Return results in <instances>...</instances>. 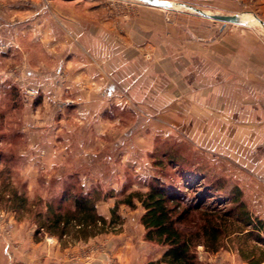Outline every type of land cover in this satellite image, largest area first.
Instances as JSON below:
<instances>
[{
    "label": "rangeland",
    "instance_id": "374dc122",
    "mask_svg": "<svg viewBox=\"0 0 264 264\" xmlns=\"http://www.w3.org/2000/svg\"><path fill=\"white\" fill-rule=\"evenodd\" d=\"M58 3L77 10L96 7L118 27L124 23L133 28L144 21H155L154 16L143 17L142 12L149 7L139 0H64L57 2V6ZM217 4L210 2V7L206 3H200V7L193 6L211 14H242L243 18L250 20L244 26L256 30L264 39V14L260 13L255 0L237 3L234 0L228 1V9L221 11L215 10L214 5ZM2 8L0 3V29L6 28L9 31L12 26H21L26 22L19 14L10 19L5 18L1 14ZM45 8L51 11V26L67 28L64 35L68 41L61 43L62 49L73 51L75 47L79 48L81 45L76 34L68 29L74 20L56 13L58 9L54 3L46 2ZM165 12L163 18L169 25L178 26L184 22L183 25L187 26L180 32L181 36L191 35L199 40L214 41L222 36L228 25L235 28L234 24L224 25L198 18V14L180 6ZM207 27L211 31L208 36L210 39L198 35L206 32ZM192 28L196 30L195 36ZM53 34L50 40L57 54L63 50L58 49V39ZM29 35L19 32V44L12 47L0 43V238L10 242L13 234L18 231V224H25L29 231L32 230L34 240L37 241L35 232L41 222L37 218L38 212L45 213L48 202H53L55 206L62 203V193L69 185L82 189L85 194L94 190L101 193L105 199L96 205L97 211L109 220L117 202L132 192H146L151 184L159 183L160 186L186 194L191 202L203 204L204 211L211 207L230 210L231 199L238 189L252 217L264 221V169L261 171L259 159L243 163L220 152L219 147L194 143L184 130L178 129L164 115L155 112L152 103L144 106L140 100L126 95L124 98H114L110 107L100 115L104 120L113 121V129L109 134L100 131V145L96 154L81 156L78 149L86 140L83 142L81 124L84 116L78 113L77 99L70 96L52 97L48 110V100L42 97L41 90L29 80L31 70L38 72L40 78L48 77L51 73L65 78L68 77L67 69L75 67L73 72L80 74V67L66 69L65 66L55 64H40L44 61L43 35H35L38 41L33 43ZM147 57L151 59L150 55ZM51 67L52 71L49 70ZM53 143L56 149H67L69 157L46 170L49 164L45 162L46 155L41 146L47 147ZM255 150L264 154V147ZM80 156L83 160L78 158ZM13 191L25 199V209L18 213L11 210V202H7L8 194ZM5 192L7 195L4 197ZM135 203L134 209L121 204L118 211L120 222L114 223L113 230L101 236L126 229L132 235L138 234L145 210L137 201ZM236 231L225 239L223 248L217 253H207L200 245L197 249L199 260L205 264H264V242L255 235H247L249 230L241 226H237ZM141 232L145 237L144 228ZM75 236L70 231L68 235L57 238L68 247L80 243ZM46 237L51 239L56 236L46 235L43 240ZM96 245L99 253L107 251L104 242Z\"/></svg>",
    "mask_w": 264,
    "mask_h": 264
},
{
    "label": "crops",
    "instance_id": "0c3cea01",
    "mask_svg": "<svg viewBox=\"0 0 264 264\" xmlns=\"http://www.w3.org/2000/svg\"><path fill=\"white\" fill-rule=\"evenodd\" d=\"M60 1L64 0H0L5 18L19 14L26 19L9 31L0 29V43L6 47L18 45L19 32L30 34L33 43L38 41L35 35L42 34L44 61L40 64L66 69L80 67V74L73 72L75 67L67 69L65 78L53 73L40 78L38 72L31 70L29 80L48 100V110L52 97L77 99L78 113L84 116L83 142L86 140L78 149L81 156L97 153L100 131L109 134L114 125L112 120H104L100 115L114 98L126 95L140 100L144 106L152 103L155 112L184 130L194 143L219 147L220 152L243 163L259 159L261 171L264 169V154L255 150L264 147V39L256 30L239 24H234L235 28L228 25L221 37L211 41L207 27L206 32L197 33L210 39L204 41L196 39L195 28H192L194 38L181 36L180 32L187 26L184 22L169 25L163 18L168 8L144 3L149 8L144 9L143 17L154 16L155 21H144L132 28L124 23L115 26L96 7L77 10L59 3L57 6ZM163 1L187 2L197 7L200 3L210 7V2H218L214 8L221 11L228 9L226 4L232 0ZM237 1L244 0H234ZM255 1L264 14V0ZM46 2L54 3L60 16L74 20L68 29L76 34L79 48L62 49L61 43L68 41L64 35L67 28L51 26V11L45 8ZM52 34L58 39V49L63 50L57 54L50 40ZM41 147L49 164L46 170L69 157L67 149H56L54 143ZM143 228L140 225L138 234L132 235L126 229L67 247L57 237L35 241L32 230L18 224L10 242L0 238V264H155L166 249L146 240L141 232ZM103 242L107 251L99 253L96 244Z\"/></svg>",
    "mask_w": 264,
    "mask_h": 264
},
{
    "label": "trees",
    "instance_id": "16d2710c",
    "mask_svg": "<svg viewBox=\"0 0 264 264\" xmlns=\"http://www.w3.org/2000/svg\"><path fill=\"white\" fill-rule=\"evenodd\" d=\"M8 197L11 210L18 213L25 209V199L17 191ZM104 199L96 190L85 194L80 188L67 186L62 193V203L55 206L48 202L47 211L38 212L41 222L35 232L36 240L46 235L62 238L73 231L77 240L87 241L108 233L114 223L120 222V205L134 209L137 201L145 210L140 222L145 228L146 240L166 248L165 255L155 264H205L199 260L198 247L202 245L207 253H217L225 239L237 232V226L264 242V221L252 217L238 189L231 199L230 210L211 207L204 211L203 204L189 201L186 194L154 183L146 192H132L117 202L111 210V220L97 211L96 205Z\"/></svg>",
    "mask_w": 264,
    "mask_h": 264
},
{
    "label": "water",
    "instance_id": "95a60500",
    "mask_svg": "<svg viewBox=\"0 0 264 264\" xmlns=\"http://www.w3.org/2000/svg\"><path fill=\"white\" fill-rule=\"evenodd\" d=\"M143 3H147L149 5L152 6H156V7H162V8H168V9H173L175 8L174 3L168 2V1H163V0H139ZM181 7H184L186 9H190L195 13H198L199 15H202L205 18H208L210 20H214V21H219L221 23H223L224 25L226 24H239V25H245L246 21L243 20V15H219V14H211V13H206L204 11H202L201 9L195 8L191 5H187V4H181L179 5ZM261 23H263L261 21Z\"/></svg>",
    "mask_w": 264,
    "mask_h": 264
},
{
    "label": "bare ground",
    "instance_id": "6f19581e",
    "mask_svg": "<svg viewBox=\"0 0 264 264\" xmlns=\"http://www.w3.org/2000/svg\"><path fill=\"white\" fill-rule=\"evenodd\" d=\"M174 7H175V8H176V7H179V5H174ZM180 7H181V6H180ZM243 20L246 21V22L250 21L247 17H244Z\"/></svg>",
    "mask_w": 264,
    "mask_h": 264
}]
</instances>
